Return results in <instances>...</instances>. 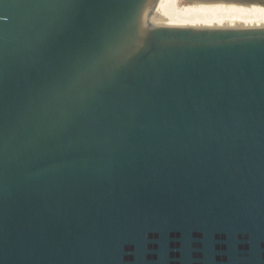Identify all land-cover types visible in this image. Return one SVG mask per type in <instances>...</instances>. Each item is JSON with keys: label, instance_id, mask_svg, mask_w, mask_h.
Returning <instances> with one entry per match:
<instances>
[{"label": "water", "instance_id": "obj_1", "mask_svg": "<svg viewBox=\"0 0 264 264\" xmlns=\"http://www.w3.org/2000/svg\"><path fill=\"white\" fill-rule=\"evenodd\" d=\"M159 1L0 0V264H264V25Z\"/></svg>", "mask_w": 264, "mask_h": 264}, {"label": "bare ground", "instance_id": "obj_2", "mask_svg": "<svg viewBox=\"0 0 264 264\" xmlns=\"http://www.w3.org/2000/svg\"><path fill=\"white\" fill-rule=\"evenodd\" d=\"M191 3L192 6L197 7V12L207 16L214 22L234 25H264V7H219L212 3ZM158 8L179 9V6H176V0H160Z\"/></svg>", "mask_w": 264, "mask_h": 264}, {"label": "rangeland", "instance_id": "obj_3", "mask_svg": "<svg viewBox=\"0 0 264 264\" xmlns=\"http://www.w3.org/2000/svg\"><path fill=\"white\" fill-rule=\"evenodd\" d=\"M178 1V4H177ZM179 6V9H193L197 11V7L192 6L191 2H186L185 0H176V6ZM177 8V7H176Z\"/></svg>", "mask_w": 264, "mask_h": 264}]
</instances>
